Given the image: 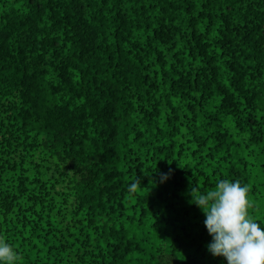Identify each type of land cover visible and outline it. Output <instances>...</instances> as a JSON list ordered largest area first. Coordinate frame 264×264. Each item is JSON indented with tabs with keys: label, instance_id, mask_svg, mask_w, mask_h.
<instances>
[{
	"label": "trees",
	"instance_id": "1",
	"mask_svg": "<svg viewBox=\"0 0 264 264\" xmlns=\"http://www.w3.org/2000/svg\"><path fill=\"white\" fill-rule=\"evenodd\" d=\"M221 179L264 225V0H0L16 264H227L191 202Z\"/></svg>",
	"mask_w": 264,
	"mask_h": 264
},
{
	"label": "clouds",
	"instance_id": "2",
	"mask_svg": "<svg viewBox=\"0 0 264 264\" xmlns=\"http://www.w3.org/2000/svg\"><path fill=\"white\" fill-rule=\"evenodd\" d=\"M140 187L137 179L128 191L134 193ZM250 190L249 185L228 179L219 180L206 192L192 189L191 202L204 212L205 227L213 237L208 250L224 257L227 264H264V225L250 212ZM17 259L14 248L0 239V264H16Z\"/></svg>",
	"mask_w": 264,
	"mask_h": 264
}]
</instances>
